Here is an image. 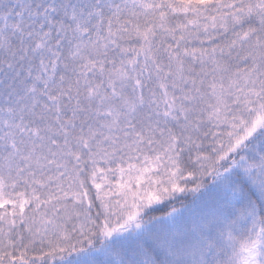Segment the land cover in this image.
Instances as JSON below:
<instances>
[{"label":"snow or ice","instance_id":"6c2138e0","mask_svg":"<svg viewBox=\"0 0 264 264\" xmlns=\"http://www.w3.org/2000/svg\"><path fill=\"white\" fill-rule=\"evenodd\" d=\"M0 264H264V0H0Z\"/></svg>","mask_w":264,"mask_h":264}]
</instances>
